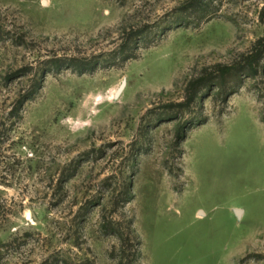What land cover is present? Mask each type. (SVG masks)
Masks as SVG:
<instances>
[{"label":"rangeland","instance_id":"1","mask_svg":"<svg viewBox=\"0 0 264 264\" xmlns=\"http://www.w3.org/2000/svg\"><path fill=\"white\" fill-rule=\"evenodd\" d=\"M211 2L0 0V264H264V0Z\"/></svg>","mask_w":264,"mask_h":264},{"label":"trees","instance_id":"2","mask_svg":"<svg viewBox=\"0 0 264 264\" xmlns=\"http://www.w3.org/2000/svg\"><path fill=\"white\" fill-rule=\"evenodd\" d=\"M184 7L188 11H196V13H201L202 17L208 18L212 7V2L211 0H187V3L184 5ZM262 19H264V13ZM263 55L264 38H261L257 41L252 53L245 58L244 63L240 66L247 70L250 74L256 75L258 73V63ZM238 67L239 66L237 65L218 66L214 69L213 72H205L202 77L191 81L187 88V101L185 104H183V106L189 107L195 101L196 96L201 93V89L206 83H208L211 77H219L221 80L220 85L223 86L226 82L227 77L231 75ZM50 69V72L61 71L63 69H73L78 74L84 75L86 73L93 72L94 65L88 60H82L77 58H57L55 60H51Z\"/></svg>","mask_w":264,"mask_h":264},{"label":"bare ground","instance_id":"3","mask_svg":"<svg viewBox=\"0 0 264 264\" xmlns=\"http://www.w3.org/2000/svg\"><path fill=\"white\" fill-rule=\"evenodd\" d=\"M237 213H238L239 216H241V214H242L241 211H238V210H237Z\"/></svg>","mask_w":264,"mask_h":264}]
</instances>
